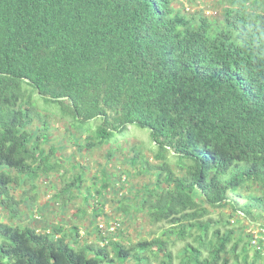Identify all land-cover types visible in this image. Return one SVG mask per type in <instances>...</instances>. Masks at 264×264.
<instances>
[{
  "label": "trees",
  "instance_id": "obj_1",
  "mask_svg": "<svg viewBox=\"0 0 264 264\" xmlns=\"http://www.w3.org/2000/svg\"><path fill=\"white\" fill-rule=\"evenodd\" d=\"M228 2L218 21L177 0H0L1 204L14 185L36 190L53 175L65 183L53 196L64 208L84 192L83 166H71L69 183L60 175L68 159L51 143L50 120L86 134L82 153L109 150L135 126L152 148L132 145L126 159L154 181L134 191L136 203L118 204L167 225L125 247L107 237L78 244L75 226L0 221V264H264L246 227H227L240 216L264 226V0ZM102 169L92 185L111 190L121 176ZM224 208L228 219L209 218ZM175 241L185 242L176 256Z\"/></svg>",
  "mask_w": 264,
  "mask_h": 264
},
{
  "label": "rangeland",
  "instance_id": "obj_2",
  "mask_svg": "<svg viewBox=\"0 0 264 264\" xmlns=\"http://www.w3.org/2000/svg\"><path fill=\"white\" fill-rule=\"evenodd\" d=\"M176 7H182L180 9H185V12L202 10L208 17H213V20L218 21L222 19L226 8H233L228 0H177ZM37 125L39 124L35 123L32 129ZM50 127V133L52 135L51 143L58 147V157L61 159H68L63 160V169L60 171V175H63V177L65 176L66 182L69 183L71 182L69 179L72 177L70 169L73 165L83 166L84 168H80L79 172L82 170V174L85 176L82 188L84 192L77 193L74 190L73 196L77 198L67 203L68 205L64 208V202L58 204L53 197L58 190L65 186L62 180V182L59 181L57 175L37 180L34 183L37 186L36 190L31 188L30 183L27 185H14L13 190L10 192L12 201L2 205L0 198V221L2 223L12 226H31L41 232L47 229L51 230L53 226H61L67 231L75 226L78 228V237L74 238V241L76 240L78 244L85 242L99 243L98 241L101 236H103L107 237L108 241H116L125 247H129L131 244H135L142 240H152L161 237L162 231L167 229V225L152 224L142 213L133 214V207L129 208L127 212L121 211L118 204L122 199H124L122 202L125 204L126 202H132V204L136 203V201L131 198V196L134 195V191L136 192L141 189L143 185L154 181L151 174L138 173L140 165H137L138 167L136 168L129 164L126 156L127 158L134 157L135 154L133 152H130L128 155L125 154L127 148L141 142H143L141 143L142 145L147 144V147L152 148L149 144L151 136L148 130H142L135 126L128 127L126 133L114 135L110 141L112 145L109 150L107 145H99L92 150L82 153L79 147L76 146V142L79 140L78 142H80V145L85 143L86 134L74 129L69 130L65 121L58 120L57 118L50 120ZM92 128L94 129V126H92ZM126 141H128V146ZM44 148L48 149L49 146ZM108 151L114 152L113 158L110 159L108 154H106ZM143 152L146 159H148L151 164H155V162L152 161V154L149 149H145ZM101 168L111 175V178H113L112 176L114 175L121 176V180L119 181H117L116 178L112 179L113 184L111 190L103 191L100 184L92 185L94 175L100 174ZM65 170L67 172H65ZM123 175L129 178L123 181ZM88 188L89 191L93 193L89 207L88 203L84 202ZM244 202L245 200L243 198H238V205ZM222 213L226 216V219H228V215L231 214V211L229 208L215 210L212 211L209 218L218 221L222 217ZM229 220L230 225L227 226L228 228H235L237 224L245 226L247 229L250 226H261L258 223L253 225L241 216L229 218ZM112 221L120 223H118L120 225V230H114L115 233H111V229L108 228ZM100 224L106 227L100 230L98 227ZM220 228L222 231L225 229L221 225ZM235 236H239V234ZM107 238L105 239V243L107 242ZM101 244L103 245L102 240ZM184 245L185 242L175 241V244L170 247L174 256L180 254ZM250 255H252V253ZM174 263L178 264L179 260L175 259ZM152 264H158V262H153Z\"/></svg>",
  "mask_w": 264,
  "mask_h": 264
},
{
  "label": "built area",
  "instance_id": "obj_3",
  "mask_svg": "<svg viewBox=\"0 0 264 264\" xmlns=\"http://www.w3.org/2000/svg\"><path fill=\"white\" fill-rule=\"evenodd\" d=\"M118 223L116 221L110 222L108 228L111 229V233H115L114 230H120V223ZM98 227L100 230H103L106 226L100 224ZM245 233L250 237V248L256 252H264V226H250L248 229H245Z\"/></svg>",
  "mask_w": 264,
  "mask_h": 264
},
{
  "label": "clouds",
  "instance_id": "obj_4",
  "mask_svg": "<svg viewBox=\"0 0 264 264\" xmlns=\"http://www.w3.org/2000/svg\"><path fill=\"white\" fill-rule=\"evenodd\" d=\"M101 237H103V236H101Z\"/></svg>",
  "mask_w": 264,
  "mask_h": 264
}]
</instances>
